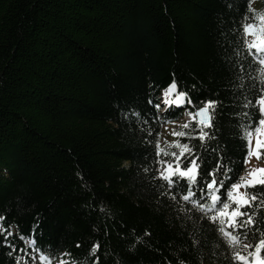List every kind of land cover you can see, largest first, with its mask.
Instances as JSON below:
<instances>
[{"label":"trees","instance_id":"1","mask_svg":"<svg viewBox=\"0 0 264 264\" xmlns=\"http://www.w3.org/2000/svg\"><path fill=\"white\" fill-rule=\"evenodd\" d=\"M252 3L264 14V0ZM247 8L245 0H0V264H40L37 248L52 264H234L220 235L189 218L202 216L190 202L161 195L153 177L163 124L144 121L156 112L148 101L173 81L194 100L218 99L207 165L216 148L242 175L240 126L255 108L241 104L262 75L237 40ZM184 114L170 113L176 123ZM259 238L254 230L236 250Z\"/></svg>","mask_w":264,"mask_h":264},{"label":"snow or ice","instance_id":"2","mask_svg":"<svg viewBox=\"0 0 264 264\" xmlns=\"http://www.w3.org/2000/svg\"><path fill=\"white\" fill-rule=\"evenodd\" d=\"M251 2L252 0H245L248 8L241 17L237 40L247 56L262 66L260 68L262 75L259 92L254 93L251 99L245 97L241 104L243 108H255V113L251 111L243 113L247 117V122L240 126L241 138L244 139L247 149L243 158L245 165L253 156L257 159L264 156V14L257 17L253 13L249 17L248 13L252 12ZM234 51L236 55H240L238 50ZM243 87L241 84L236 85V88L241 90ZM161 96L166 98L158 102L151 99L148 101L156 112L153 113L151 120L146 118L145 123L155 125L176 123L175 118L170 115L172 106L180 108L189 117L180 126V131L172 130L173 137L181 138L169 142L171 149L174 150L162 148L160 134L156 133L154 162L158 167L153 178L163 181L160 187L164 188L165 192L161 195L167 194L173 201H177L176 193H179L180 199L186 203L190 202L192 210L200 212L202 216L189 218L203 219L205 222L201 227L211 228L214 233L220 235L231 249L234 264H249L250 258L252 264H264V229L257 227L258 224L264 223V211H261L264 209V168H252L246 175H240L222 162L220 157L224 152L222 150L217 152L216 148H211V151L217 154L215 165L208 167L205 153L211 147L210 141L216 140V137L207 129L216 127L214 121L219 110L217 106L222 102L211 98L194 100L186 91L178 90L176 81H173ZM148 135L151 136V128ZM193 141H199V144ZM145 171L148 169L145 168ZM204 199L211 202L207 208L205 203L201 202ZM3 219L4 217L0 216V220ZM254 230L260 232V238L254 243L243 244L245 249L254 248V251L244 255L236 250V246L242 244V238L247 240ZM99 247L98 243H94L89 250L90 255L95 257ZM37 252L40 264H52L56 259L52 253L41 248H37ZM9 255L12 253L9 252ZM60 255L71 257L70 252H62ZM58 264L78 262L75 259H60ZM92 264H98V257ZM180 264L184 262L181 261Z\"/></svg>","mask_w":264,"mask_h":264},{"label":"rangeland","instance_id":"3","mask_svg":"<svg viewBox=\"0 0 264 264\" xmlns=\"http://www.w3.org/2000/svg\"><path fill=\"white\" fill-rule=\"evenodd\" d=\"M252 12H250V16L251 17L253 15V13L258 17L259 15H261L260 13V8L256 5V3H252L250 6ZM249 39H251V37H249ZM166 97H162L160 96V100L161 99H165ZM189 117L187 116V114H184L180 120L178 121V123H168L167 125H163L161 128V137H160V145L161 147H168L170 146L169 142H172L174 140H176V137L172 136V130H176L179 125H182L186 120H188ZM253 140V144L255 142V135H253L252 137ZM252 168H264V156H261L259 159H257L255 156L251 157L249 159V163L247 165H244V171L242 173V175H246L247 171L252 169ZM243 247V246H242ZM240 251H245V248L241 249Z\"/></svg>","mask_w":264,"mask_h":264}]
</instances>
